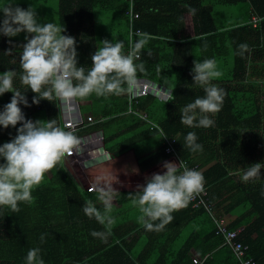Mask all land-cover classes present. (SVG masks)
<instances>
[{
    "label": "trees",
    "instance_id": "obj_1",
    "mask_svg": "<svg viewBox=\"0 0 264 264\" xmlns=\"http://www.w3.org/2000/svg\"><path fill=\"white\" fill-rule=\"evenodd\" d=\"M208 1H137L135 7L139 18L135 26L150 39L136 61L144 65L136 79L172 89L169 101L159 102L156 95L149 93L142 95L137 105L168 135L177 137L179 157L191 165H199L215 212L231 216V229L242 227L240 240L248 246L247 254L256 264H264V177L248 182L240 178L249 164L264 162V94L258 79L248 71L249 65H264V0H215L233 8L230 19L222 24L215 22ZM57 4L58 26L64 28L63 34L75 38L78 64L86 72L92 67L91 56L98 47L94 22L96 9L110 12L113 19L107 31L114 34V42L123 41V51L126 50L125 0H58ZM253 16L257 21L262 19L256 26ZM189 18L192 24L185 20L189 21ZM240 44L248 45L243 56L239 54ZM22 50L19 37L0 36V72L14 70L13 84L21 91L27 87L20 80ZM208 58L216 61L221 73L212 83L225 92L223 106L212 116L213 126L191 128L181 123L180 109L196 97L205 95L203 88L192 82L191 69L195 60ZM123 87L126 91L118 96L111 95L112 98L94 93L87 98H76L81 106L84 100L91 101L89 105L85 103L83 112L89 110L88 115L93 118L87 123V129L77 134L101 128L105 145L109 142L111 137L106 125L125 110L130 93V84L125 83ZM12 95L8 91L0 96V109L10 102ZM25 95L31 104L30 107L20 105L26 118L38 120V113L45 111L47 120H55L59 125L57 97L53 100L41 98L39 104H35L31 101L36 93L26 89ZM135 115L132 114V118L144 124ZM146 132L149 137L158 135L156 128L147 127ZM188 132L196 133L198 142L203 145L202 151L193 153L184 146ZM15 135L16 128L0 127V143ZM246 135L248 139L244 142ZM109 150L118 155L125 149ZM167 158L171 157L161 145L148 154L142 164L147 167ZM49 171L50 176H44L33 188L30 202H20L18 211L7 206L0 208V264H25L28 250L37 247L45 264H240L231 249L222 245V237L216 233L208 212L190 203L180 211H174L181 212L182 228L190 227L180 246L168 241L165 231L146 230L135 220L132 211H112L111 234L106 240L94 237L92 231L103 230L104 226L83 212V205L91 200L92 192L79 189L62 160ZM261 173L264 176V168ZM98 209L103 211V206ZM175 223L179 225L180 221ZM178 233L177 226L171 239L174 235L178 238ZM140 235L145 238V244L139 242L143 240ZM145 252L156 258L150 260Z\"/></svg>",
    "mask_w": 264,
    "mask_h": 264
},
{
    "label": "clouds",
    "instance_id": "obj_2",
    "mask_svg": "<svg viewBox=\"0 0 264 264\" xmlns=\"http://www.w3.org/2000/svg\"><path fill=\"white\" fill-rule=\"evenodd\" d=\"M192 12L195 13V9ZM0 13L3 14L0 36L11 38L24 32L26 41L20 53L23 69L20 80L27 87L23 91L14 87V70L0 72V96L8 91L13 93L10 102L0 109V127L16 128L15 136L0 143V208L7 206L18 211L20 202L32 200V190L43 180L45 173L66 155H71L80 143L74 133L76 130L58 127L55 120L26 118L20 106H31L25 90L36 93L31 101L35 104H39L41 98L53 100L59 97L69 102L93 93L105 97L121 95L126 91L123 85L135 81L138 71L143 72V63L136 61L150 37L139 34L127 53L123 51V41L103 40L92 54V67L86 72L78 64L75 38L63 34L64 28L52 22H41L34 7L23 8L16 0H0ZM238 48L243 56L248 45L240 44ZM191 72L192 82L202 87L205 95L196 97L180 109V121L191 128L213 126L212 116L221 110L225 92L212 81L221 73L212 58L195 60ZM171 92L172 89H168L165 95L170 96ZM184 146L193 153L203 150L195 132L187 133ZM162 168L166 171L146 176V183L138 185L132 197V204L140 213L138 220L148 231H162L173 220L172 213L186 207L192 194L203 189L204 176L200 171L187 166L181 171L179 163L174 161H165ZM262 168L264 162L249 164L241 180L248 182L264 177ZM89 190L96 192L103 211L86 201L83 212L104 226L103 230H93L91 235L106 240L114 223L110 213L117 192L105 176H98ZM25 264H45L38 247L28 250Z\"/></svg>",
    "mask_w": 264,
    "mask_h": 264
},
{
    "label": "crops",
    "instance_id": "obj_3",
    "mask_svg": "<svg viewBox=\"0 0 264 264\" xmlns=\"http://www.w3.org/2000/svg\"><path fill=\"white\" fill-rule=\"evenodd\" d=\"M215 2L218 3V1ZM156 6L160 8V6L158 5ZM56 10H55L56 13H58V7ZM186 15H190V13H186ZM38 17L39 19L43 20V22L46 23L45 18L47 17V15L45 13L40 12ZM110 19L111 20L113 19L111 15H110ZM56 25H58L57 20H56ZM111 40H113V38ZM25 42H26L25 36L21 37L20 45L22 46ZM96 42L98 46V41L96 40ZM109 97L112 98V96ZM157 98L159 102L165 101L163 98L162 99L159 97ZM85 103L89 105L91 101H89V99H87V101L84 100L83 101L84 105L81 106V104L79 103V101H77L76 98L73 99V101L71 100L69 102H64L59 97H57L58 117H59L58 127L62 128L63 120H65L66 118L74 117L81 114L82 115L90 114L91 112L89 110H87L86 113L83 112L85 111L83 110V108H85ZM109 103L112 102L109 101ZM112 104H114V102ZM135 107L138 108L143 113H145L148 117L147 112L141 109L140 107H138L137 104ZM127 108H128V100L125 110ZM124 111L120 115H118V117L114 121L107 123L105 129H107V132L110 135L109 138L111 137L110 139L111 141L109 140V142L106 143V145L104 143L103 129L101 128L89 129L86 132L82 131L81 133L77 134V132L84 130L88 126V124H86L84 128L74 131L75 135L78 137L80 141L78 148L74 149L71 155H66L62 159V163L64 164L68 173L72 176L73 181L76 183L79 189L81 191L92 192V198L90 201L97 208H101L102 204L97 200L96 192L94 190L90 191L89 187L95 183L96 178L98 176H104V175H100L98 172L106 171V170L110 172L111 173L110 177L107 176L105 177H107V180L113 184V187L117 192V196L113 201V210H112V211L117 210V212L129 211L128 210L129 204L127 200L128 198L132 199L133 194L137 190L138 185L146 183V179H145L146 176H150L155 172L162 173L163 171H166V169L162 168V164L165 161H174L172 158H167L158 163L150 164L147 167L143 165L142 160L148 154H151V152H153L158 147H160L162 145V140L160 138L158 131L157 133L159 136L157 135L155 137H149L148 133L146 132L147 127L150 129L148 122L140 118L138 115L137 116L135 115V117L138 118L144 124H141L139 122L137 123L134 120L135 118H132L133 117L132 113H126ZM38 120L47 121V114L45 111H40L38 113ZM151 121L156 124H159L153 120ZM120 142L123 144H120ZM109 148H112L114 150H118V149L120 150L125 149V150H123L120 154L115 155L111 153ZM44 176H50V171L48 170ZM81 182L84 183V186ZM180 209L176 211H180ZM177 213L179 212H175V213L173 212L172 214L174 215L173 220L170 223H168L162 231L163 232L165 231V233H169L168 241L172 240L173 242L176 243V246H180L184 241L185 237L183 241L179 240L182 233L181 231L182 216H181V212L179 214ZM139 215L140 213L135 215V220H137L138 222H139L138 220ZM223 215L226 217L228 223H230L232 219L231 216L225 214ZM178 220L180 221L179 225L175 223L178 222ZM177 226L179 228L178 238L176 237V235H174L173 239H171L172 233L174 232ZM140 236L143 237L142 235ZM142 239L144 240V237ZM147 258L153 260L156 257L154 255H147Z\"/></svg>",
    "mask_w": 264,
    "mask_h": 264
},
{
    "label": "built area",
    "instance_id": "obj_4",
    "mask_svg": "<svg viewBox=\"0 0 264 264\" xmlns=\"http://www.w3.org/2000/svg\"><path fill=\"white\" fill-rule=\"evenodd\" d=\"M125 1L127 2V8L125 10L127 16V45L124 52L127 53L130 51L131 45L137 40L136 37L139 34L143 33L139 28L135 26V22L139 18V12L135 7L138 0ZM252 18L254 26H256L260 20H262L261 18H259V21H257L255 16H253ZM130 86V93H128L127 96L128 108L124 112L137 114L140 118L148 122L150 129L156 128L162 140L164 152L166 154H169L174 162L179 163L181 171L183 170L184 166L199 171L200 168L198 164L191 165L187 160H183L179 157L177 151V137L168 135L159 124H156L149 120L145 113L135 107V105L138 103V99L142 95L151 93L161 99L163 98L164 100L170 99L171 95L166 96L164 93L166 89L162 87L164 90L162 92V95L160 96L161 86H158L155 83L144 79H136L130 84ZM92 120L93 118L90 115H77L74 117H69L68 119L63 120L62 128L72 131L78 130L84 128L86 124ZM189 203L196 208L202 207L208 212L215 225L216 233L222 237V245H226L231 249L240 264H256L255 259L247 254L248 246L240 240L242 227L231 229L226 217L223 214H218L217 212H215L212 204L209 202L208 189L205 183L203 184V189L201 191L192 194Z\"/></svg>",
    "mask_w": 264,
    "mask_h": 264
},
{
    "label": "rangeland",
    "instance_id": "obj_5",
    "mask_svg": "<svg viewBox=\"0 0 264 264\" xmlns=\"http://www.w3.org/2000/svg\"><path fill=\"white\" fill-rule=\"evenodd\" d=\"M16 3H18L20 6L25 5L27 7H29V6L34 7L38 16H39L40 12H43L47 15V17L45 18L46 22H52V23L56 24V20H57V13H56L57 10L56 9L58 7V4H57L58 0H16ZM207 4L212 5L214 19H215V22L218 24L225 23L228 19H230L229 15L233 13L232 7H229V6L227 7L225 5L219 4V3L215 2V0L214 1L209 0L207 2ZM2 15L3 14L0 13V17ZM186 21L188 22V24H192L191 18H189V21L186 19ZM41 22H43V20H41ZM110 22H111L110 12L104 11V10L99 9V8L95 10V33H96L95 36H96V40L98 41V46L102 45L103 40L107 39L110 41L114 37L113 33L107 31L110 27ZM23 36H25V33L21 32L16 37L17 38L19 37L21 39V37H23ZM248 67H249L248 71L252 73L253 78L258 79L257 80L259 82L258 86L261 88L260 90L262 91V94H264V65H262V63H255L254 66L249 65ZM163 90L164 89L162 87H160V96L162 95ZM247 139H248V137L246 135V136H244L243 141L246 142ZM98 173L100 175H104L107 177H110V175H111V173L108 172L107 170L106 171H100ZM81 183L84 186V183L83 182H81ZM127 202L129 204L128 210L132 211V213L137 215L139 213V210H138V208H136L132 204V199L128 198ZM189 230H190L189 226L183 227L181 229L182 233H181V237L179 240L183 241L184 237H186ZM140 234H141V232H140ZM168 235H169V233H166V236H168ZM145 241L140 240L139 242L142 244H145ZM166 244H172V243H166ZM139 246H142V245H139ZM136 249L139 250V247H137ZM136 253H138V252H135V254ZM145 254L152 255V253H148V252H145Z\"/></svg>",
    "mask_w": 264,
    "mask_h": 264
}]
</instances>
